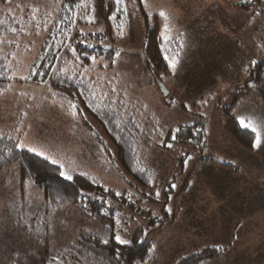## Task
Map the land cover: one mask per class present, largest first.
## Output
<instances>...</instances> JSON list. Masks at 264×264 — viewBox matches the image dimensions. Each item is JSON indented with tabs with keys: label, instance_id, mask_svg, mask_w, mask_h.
Instances as JSON below:
<instances>
[{
	"label": "rangeland",
	"instance_id": "rangeland-1",
	"mask_svg": "<svg viewBox=\"0 0 264 264\" xmlns=\"http://www.w3.org/2000/svg\"><path fill=\"white\" fill-rule=\"evenodd\" d=\"M102 1H90L87 19H82L87 22L76 31L104 30ZM240 1L122 0L124 18L120 27L113 28L114 41L105 37L106 46L115 48L104 65H111L106 71L114 77L115 94L124 110L136 118L139 157L150 173L146 187L118 168L115 148L95 121L81 117L76 106L66 108L45 82L18 80L46 30L40 34L34 25L16 24L21 35L8 38L15 45L7 41L0 46L1 51L22 48L14 56L17 80L12 78L0 95V131L14 130L20 147L54 160L60 173L93 176L113 193L107 199L112 210L95 218L73 205L56 210L46 239L48 250L72 240L81 228L112 226L114 238L126 239L139 230L140 239L150 242L148 259L138 264H174L205 247L219 252L202 264H264V130L261 146L248 151L224 126L230 118L258 123L264 118V95L255 92L257 85L264 86V2L262 9L259 0ZM27 6L32 12L42 8L50 12L56 3L0 0V14L3 9ZM161 10L168 20L159 15ZM146 26H156L161 39L174 49L158 79L145 72ZM172 59L177 61L175 69L169 67ZM255 69L263 71V78L246 83ZM201 122L204 148L170 141L169 129ZM16 178L14 165L0 170V264L17 262L20 254L23 264H39L31 251L39 259L44 248L32 242L24 227L38 210L41 193L30 188L28 198L19 199ZM18 199L16 209L13 203Z\"/></svg>",
	"mask_w": 264,
	"mask_h": 264
},
{
	"label": "trees",
	"instance_id": "trees-1",
	"mask_svg": "<svg viewBox=\"0 0 264 264\" xmlns=\"http://www.w3.org/2000/svg\"><path fill=\"white\" fill-rule=\"evenodd\" d=\"M90 1L51 0L56 3V8L50 12L45 8L39 10L40 12H32L29 6L22 7V10L3 9L0 14V46L7 41L11 42L12 46L15 45L16 42L8 38L21 35L16 26L21 21L34 25L33 28L40 30V34L46 30L42 45L25 66L18 80L25 79L38 84L45 82L47 88L66 105V108L76 106L81 117L95 121L106 141L115 148L118 168L146 187L150 183V173L143 168L139 157V129L135 123L136 118L124 110L122 102L115 94L114 77L106 71L111 69V65H104V59L111 58L115 48L111 44L108 48L104 40L108 36L111 42L114 41L113 28L120 27L124 18L122 2L103 0L101 19L104 30L81 33L76 31L75 27L87 22L82 19H87ZM139 7L144 14L141 3ZM81 10L83 12L78 13ZM79 34L81 39L78 38ZM19 50H0V95L5 94L12 78L17 80L15 54H21L22 48ZM173 51L169 41L164 42L161 39L156 26H146L143 40L145 72L158 79L161 73H165L168 64L166 58ZM256 65L257 63L254 67ZM262 68L264 70V66ZM262 74V70L255 69L245 81L259 83L263 78ZM246 83L244 87L248 88ZM255 92L264 95V86L259 88L257 85ZM229 108L228 106L227 110ZM199 125L169 129L167 134L170 141L181 144L194 142L197 144L196 148L202 149L207 141L203 123ZM224 126L238 146L248 151L253 149L255 138L251 130L241 127L235 118L228 119ZM173 136L176 139H173ZM11 165L15 166L17 174L16 192L19 199L26 200L30 188H35L41 193L38 210L29 217V222L24 227L32 242L44 248V255L39 259L38 255L31 251L39 264H138L148 259L151 244L140 239L139 230L128 233L125 239L129 241L127 244H118L112 226H103L98 230L81 228L72 240L52 251L48 250L46 239L52 222L51 216L56 210L73 205L91 216L90 218H95L96 214L112 210L108 209L107 199L109 194L113 196V193L105 191L95 177L84 173L76 174L71 179L63 178L56 164L44 156L20 147L14 130L0 131V170ZM19 199L13 203L15 208L19 206ZM212 249L205 247L190 252L181 256L174 264H202L212 257H217L219 250L214 253ZM20 255V260L18 257L17 262L12 263L11 260L8 264H23Z\"/></svg>",
	"mask_w": 264,
	"mask_h": 264
},
{
	"label": "snow or ice",
	"instance_id": "snow-or-ice-1",
	"mask_svg": "<svg viewBox=\"0 0 264 264\" xmlns=\"http://www.w3.org/2000/svg\"><path fill=\"white\" fill-rule=\"evenodd\" d=\"M117 2L120 3V2H122V0H117ZM142 2H146V0H142ZM159 15H160L162 18H164L165 20H168V19H169L168 14H167L165 11H163V10H161V11L159 12ZM165 28H166V29L168 28V25H167V24H165ZM165 39H167L166 36H165ZM176 64H177V61L174 60V59H172V60L170 61L169 67L172 68V69H175ZM73 107H74V106H73ZM239 123H240V126H241V127L246 128V129L250 128V129L252 130V132L256 133V139H255V141L253 142V145H252V146H253L254 148H255V147H259V146H261V143H262V139H261V131L264 130V118H262V120H261L259 123L256 122V121H255L254 119H252V118H241V119L239 120ZM173 139H176V137L173 136ZM168 147H171V145H168ZM29 150H30V151H36L35 149H29ZM37 155H43V153L37 152ZM45 158L47 159V157H45ZM189 159H190V158H189ZM52 162L55 163L54 160H53ZM185 163H187V161H185ZM60 174H61V176H65L66 179H71V178H72L71 176L66 175V173L63 172V171H62ZM173 187H175V186L173 185ZM158 195H159V194L157 193V196H158ZM115 239H116V242H117L118 244H127V243L129 242V241H127V240L121 238V236H119V235H117V236L115 237Z\"/></svg>",
	"mask_w": 264,
	"mask_h": 264
},
{
	"label": "crops",
	"instance_id": "crops-1",
	"mask_svg": "<svg viewBox=\"0 0 264 264\" xmlns=\"http://www.w3.org/2000/svg\"><path fill=\"white\" fill-rule=\"evenodd\" d=\"M259 2H261V3H262V1H261V0H259ZM263 2H264V0H263ZM239 4H242V3L240 2ZM261 8L263 9V3H262V6H261ZM263 10H264V9H263Z\"/></svg>",
	"mask_w": 264,
	"mask_h": 264
},
{
	"label": "water",
	"instance_id": "water-1",
	"mask_svg": "<svg viewBox=\"0 0 264 264\" xmlns=\"http://www.w3.org/2000/svg\"><path fill=\"white\" fill-rule=\"evenodd\" d=\"M245 1H246V0H241L240 2H241V3H244Z\"/></svg>",
	"mask_w": 264,
	"mask_h": 264
}]
</instances>
